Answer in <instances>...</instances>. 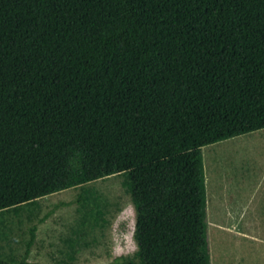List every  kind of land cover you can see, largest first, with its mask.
I'll return each instance as SVG.
<instances>
[{
	"label": "trees",
	"instance_id": "obj_1",
	"mask_svg": "<svg viewBox=\"0 0 264 264\" xmlns=\"http://www.w3.org/2000/svg\"><path fill=\"white\" fill-rule=\"evenodd\" d=\"M262 128L264 0H0V212L123 173L137 253L108 264H208L200 149ZM27 233L0 264H48Z\"/></svg>",
	"mask_w": 264,
	"mask_h": 264
},
{
	"label": "rangeland",
	"instance_id": "obj_2",
	"mask_svg": "<svg viewBox=\"0 0 264 264\" xmlns=\"http://www.w3.org/2000/svg\"><path fill=\"white\" fill-rule=\"evenodd\" d=\"M200 152L208 216L218 220L219 212L233 213L252 197L246 216L261 221L241 230L217 229L205 221L208 264H264V128L204 145ZM69 164L71 171L80 172V155L71 154ZM124 179L123 173H114L1 211L0 223L14 235L9 245L0 241V256H23L32 224L36 237L27 254L29 261L56 264L73 256L78 263L108 264L136 256V208ZM93 191L104 208L97 207ZM78 196L83 198L79 201Z\"/></svg>",
	"mask_w": 264,
	"mask_h": 264
},
{
	"label": "crops",
	"instance_id": "obj_3",
	"mask_svg": "<svg viewBox=\"0 0 264 264\" xmlns=\"http://www.w3.org/2000/svg\"><path fill=\"white\" fill-rule=\"evenodd\" d=\"M205 197H206V194H205ZM251 198L252 197H250V200L244 203L242 208L239 207L238 209L234 210L233 213H230V211H226L225 214L222 215L221 212L218 211L220 213L217 216L218 220H215L214 218L208 216L207 214L208 208L206 207L205 221L208 223V226H212L217 229L218 228L227 229V230L252 229L255 226H257V224L261 223V221L258 220V218L255 216H252V215L246 216L248 206H250L248 205L249 204L248 202H252ZM205 206H206V199H205Z\"/></svg>",
	"mask_w": 264,
	"mask_h": 264
}]
</instances>
